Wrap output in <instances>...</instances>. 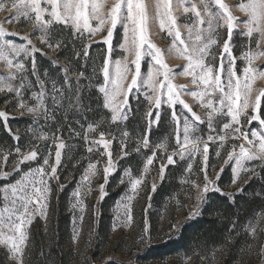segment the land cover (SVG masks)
Instances as JSON below:
<instances>
[{"label": "rangeland", "instance_id": "374dc122", "mask_svg": "<svg viewBox=\"0 0 264 264\" xmlns=\"http://www.w3.org/2000/svg\"><path fill=\"white\" fill-rule=\"evenodd\" d=\"M13 2L15 0H0V28L11 34L5 38L17 46L25 43L20 37L31 34L32 44L42 50V52L35 54L36 63L41 71L47 69L53 77L62 78V69L68 67L70 69L69 75L75 79L77 70H82L86 76H91L93 67L99 69L107 48L103 40L107 36L108 26H105L91 39H88V34L85 33L83 38L76 40L74 50L81 51V59L72 60L69 63L72 57L73 44L69 32L67 30L61 32L57 28L49 41L53 45L56 41L67 43L68 49L49 48L47 44L41 42L37 29L26 18L21 16L17 20H11L17 15V9L11 7ZM103 2L106 15L107 8L114 3V0H103ZM155 2L156 0H146L149 15L152 17L149 25V38L157 47L164 50L165 61L175 74L173 84L178 88L183 86V91L186 92L197 91V86L192 84L191 77L180 74L187 62L168 51L172 37L166 31H161L159 22L155 19ZM239 2L241 0H224L233 15L238 18L237 23L247 19L238 10ZM193 3L200 7V0H185L182 7H178L177 0H173V14L178 18V23L181 25L180 31L184 38L187 37L188 33L182 25L186 22V17L192 15L185 13L184 8H190ZM215 10L217 9L214 8ZM96 24V21H92L93 27ZM219 31L222 42L223 39H227L226 27L220 28ZM246 33L247 29L242 24L233 30L231 43L232 52L236 57L238 75H242L243 68L247 66V61L243 58L244 53L255 55L259 51H264V42H261L259 49L256 48L255 41L258 34L254 33L252 37H248ZM123 34V26L118 24L112 37L113 60L121 59L127 55L120 47L123 43ZM86 44L91 45L88 49L87 62L83 59L82 53V47ZM213 50L219 52V48ZM8 55L10 59H13L14 64L21 61L27 66L28 60L23 53L16 56L15 53L9 52ZM57 58H59V65L54 66L51 61ZM133 59V56H128L130 66ZM151 65V57L144 56L142 76H146ZM225 65L227 66V61H225ZM253 67L257 69V72L264 71V56H258L254 59ZM15 71L14 67L9 69L6 62L0 60V80H5L9 77L10 72ZM131 78L132 75L129 74L125 87L131 82ZM29 80L34 81L35 77L29 76ZM101 81L102 75H99L92 82ZM82 82L88 83L87 80ZM11 83L13 87H17L20 81L12 80ZM251 88V100L254 101L257 96H260L262 118H264V95H261L264 92V78L257 76L255 81H251ZM33 90L38 91L39 89L37 87L25 91V99L29 104L33 103L31 100V91ZM146 94L151 95L149 89L143 84H138L129 97L132 110L127 121L113 124L110 121L111 113L108 110L97 109L92 105L96 111L87 112V119H80L79 123H77L76 116L69 112V120H60V132H57L58 125L55 122H45L41 119L38 124H35L31 115H21L22 109H13L11 103H3L8 94L0 92V111H4L8 115L7 124L12 132L19 136V141L15 140V142L21 150L20 153L15 150L14 152L0 150V174H10L6 179L0 178V185L11 184L21 179L24 173L30 169L34 170L41 166L44 158L49 159L50 165L53 164L56 145L60 141L65 145L60 150L61 164L57 168L59 178L48 181L52 192L48 199L47 216L43 218L38 213L35 214L31 225L27 228L28 240L23 264H264V254L261 253V246H264V231H261L264 228V206H262L264 204L260 205V211L256 207L252 215L255 218L245 227L251 242L244 240L246 237L243 235L242 227L233 228L235 231L233 237L236 239L240 237L243 240L235 253V258H238L233 262L227 263L228 251L226 249L209 251L202 249L201 244L192 246L191 255L178 253L160 260L147 257L152 249L177 241L183 228L199 219L202 213L208 209L215 194L228 196L232 199L234 195H241L243 189L253 183L255 186L251 185V189L255 191V195L263 197L264 161H243L244 168H247L248 171L237 169L235 155L231 161L225 164L227 153L232 150L233 146L236 147V154L239 153V145L241 144L252 151L257 150L242 138L233 139V136H239V134L232 133L231 129L227 130L225 141H220L217 138L215 142H209L207 172L209 179L215 181V185H210V188L218 186L221 191L210 190L206 193L205 200L200 202V214L194 219H188L190 211L197 210V197L200 195L204 184V172L200 171L203 167L202 155L196 154L194 157H186L184 160L174 157L175 165H170L165 169L164 178L161 180L159 168L162 161L166 163L164 156L171 154L175 145L173 130L176 125L171 120L172 110L167 105H163L160 110L159 126L154 123L151 127V135L149 136L151 147L148 149L142 147V137L150 119L146 114L152 107L145 98ZM182 99L205 122L198 124V128L199 134L206 139L209 134L207 127L209 110L201 107L200 102L190 95H183ZM87 102V92H85V103L87 104ZM175 110L177 115L181 117L182 136L183 117L187 115L191 120V115L181 105H176ZM155 111L153 109L151 119H154ZM251 114L252 108L250 107L241 113V124L233 127H241V131L248 134V139L253 140L258 146V141L252 137L251 133L256 132L258 136L264 135V126H261L258 121L249 124L247 117ZM102 117L103 122H100ZM20 120L24 122L21 123ZM224 122H231V118L217 116L214 120V126L220 135H225V132L220 131ZM89 124L94 126V130H88ZM33 128L37 131H29ZM3 131L9 133L3 126L2 118H0V135ZM123 131H127L129 135L124 137ZM101 132L105 133V140L111 141L107 151L112 153L113 161V169L106 183L103 170L108 162L107 152L102 145L93 143L100 139ZM54 134L59 136V140L55 139ZM85 134H87V142L84 138ZM41 135L47 136L48 139H40ZM162 141L168 143L167 153L156 147ZM122 144L124 145L123 148ZM221 144L223 147H220ZM138 145L141 146L139 152L135 150ZM88 147H92L93 151L89 152ZM202 147L203 145H201ZM33 148L38 150L37 159L20 164V171H14L21 153L26 154ZM153 150L157 153L156 158H154L153 164L148 166V171L145 172L146 158L152 155ZM217 152H219V156ZM90 164L95 165V175H92L89 170ZM189 164H191V171L187 170ZM221 169L223 172L220 171ZM48 170L50 171V169ZM237 171H239V177L236 176ZM218 173L219 179H217ZM86 175L87 179H85ZM141 177L143 179L142 184L133 192L130 180ZM234 178L236 182L232 183ZM122 180L123 183H121ZM101 184L104 185L106 193L102 200L100 199ZM153 184L156 186L154 192L151 190ZM77 191L80 192L79 197L75 195ZM128 197H132V199L129 201ZM78 200L79 203H77ZM0 203H2V193H0ZM74 204L77 206L73 207ZM124 205H128V208H125ZM129 209L132 217L130 222L126 218ZM81 217H83L82 220ZM177 224L181 227L173 229L172 226ZM145 227L148 229V235L152 238L149 243L142 244L140 237L144 235ZM252 227L257 229L255 235L251 234ZM109 257H111L110 260ZM0 264H16L14 260L7 258V253L3 247H0Z\"/></svg>", "mask_w": 264, "mask_h": 264}, {"label": "snow or ice", "instance_id": "6c2138e0", "mask_svg": "<svg viewBox=\"0 0 264 264\" xmlns=\"http://www.w3.org/2000/svg\"><path fill=\"white\" fill-rule=\"evenodd\" d=\"M184 2L185 0H177V6L182 7ZM11 7L17 9V15L11 20H17L21 16L26 18L37 29L41 42L47 44L49 48L68 49V44L62 41H56L54 45L49 42L52 39V33L57 31V28L61 32L67 30L73 39L72 57L69 63L72 60L81 59V51L74 50L75 41L83 38L85 33L88 34L87 38L91 39L105 26H108L107 36L104 38L103 43L107 48L99 69L93 67L91 76H86L84 71L77 70L75 79H72L69 75L70 69L64 67L62 78H56L49 73V70L41 71L38 67L35 54L42 52V50L32 44L31 34L20 37L25 43L17 46L5 38L11 34L0 28V60L5 61L9 69L13 67L16 69L15 72H10L9 77L5 80H0V92L8 94L3 103H11L13 109H22L21 115H31L35 124H38L41 119L45 122H55L58 125L57 132H60V120H69V112L76 116L77 123H79L80 119H87V112L96 111L92 107L93 100L96 102L97 109H105L111 113V123L127 121L132 110L129 97L138 84H143L151 93V95L146 94L145 98L152 107L149 108L146 114L150 119L142 137V147L145 149L151 147L149 141L151 127L154 123L159 126L158 122L161 120L160 110L163 105H167L172 110L171 120L176 125L173 130L175 145L171 154L164 156L166 163L162 161L159 168L161 180L164 178L165 169L170 165H175L176 160L174 157L184 160L186 157H194L196 154H200L203 158V167L200 171L204 172V184L200 195L197 197V210L190 211L188 219H194L200 214V202L205 200L206 193L210 190L221 191L218 186L210 188V185H215V181L209 179V173L207 172L209 142H215L217 138L220 141H225L227 130L231 129L232 133L239 134V136H233V139L242 138L257 150L252 151L241 144L239 145V153L236 154V147L233 146L232 150L227 153L225 164L231 161L235 155L237 169L248 171L247 168H244L243 161H264V135L258 136L256 132L251 133L252 137L258 141L257 146L253 140L248 139L247 133L241 131V127H233L241 124V113L250 107L252 108V114L247 117V122L251 124L253 121H258L261 126H264L260 96H257L254 101L251 100V81H255L257 76L264 78V71L257 72V69L253 67V61L258 56H264V51H259L255 55L244 53L243 58L247 61V66L243 68L242 75H238L236 57L232 52L231 43L234 28L242 24L247 29L246 34L248 37H252L254 33L258 34L255 45L257 49L260 48L261 42H264V0H241L237 7L247 19L239 23H237L238 18L233 15L224 0H200V7L193 3L190 8H184L185 13L192 14L186 17V22L182 25L187 29L186 38L182 37L181 25L178 23V18L173 14V0H156L155 19L158 20L161 31H166L172 37V43L168 49L169 53H174L178 58L187 62L180 74L191 77L192 84L196 85L198 89L192 92L183 91V86L178 88L173 84L175 74L165 61L164 50L157 47L149 38V25L152 17L149 15L146 0H114V3L107 8L106 15L103 0H15ZM214 8L217 10L214 11ZM92 21L97 22L95 27L92 26ZM118 24H121L124 29L123 43L120 47L127 55L121 59L113 60L112 37ZM224 27L227 30V39H223L221 42L219 29ZM90 47V44L82 47L85 62L89 57L88 49ZM214 48H219V52L214 51ZM9 52L15 53L16 56L23 53L28 60L27 66L26 63L21 61L14 64L13 59L9 58ZM128 56L134 57L131 66L128 63ZM144 56L151 57L152 61L146 76H142ZM225 61H227V66ZM51 63L58 66L59 58L51 61ZM129 74L132 75L131 82L125 87ZM99 75H102V81L93 83L92 81L97 79ZM29 76L35 77V80H29ZM12 80H19V85L13 87ZM84 80H87L88 83H83ZM37 87L38 91H31L33 103L29 104L25 99V91ZM85 92H87V104L85 103ZM183 95L196 98L201 107L209 110L207 113L209 134L206 139L199 134L198 128V124L205 122L182 99ZM261 95H264V92ZM121 97L122 99H120ZM176 105H181L191 115V120L187 115L183 117L182 136L181 117L176 113ZM153 109L156 111L154 119H151ZM217 116L231 118V122H224L220 129L221 132H225V135L217 133L214 126V120ZM0 118H2L3 126L13 139L19 141V136L13 133L7 124L9 117L6 112L0 111ZM100 122H103V117ZM81 127H83L82 124ZM88 130H94V126L89 124ZM29 131L35 132L37 129L33 128ZM213 133H216V135H213ZM104 135L105 133L101 132L100 139L93 143L102 145L107 152L108 162L103 170L106 183L113 169V161L112 153L107 151L111 141L105 140ZM122 135L127 137L129 133L123 131ZM54 137L59 140L58 135L54 134ZM39 138L48 139L44 135ZM84 138L87 142V134ZM201 145H203L202 148ZM64 147L62 141L56 145L55 162L53 164L50 165L49 159L44 158L41 166L34 170L30 169L27 173H24L21 179L11 184L0 185V193H2V203H0V247L5 249L7 258L14 260L16 264H23L28 240L27 228L31 225L34 215L38 213L43 218L47 216L48 199L52 192L48 181L59 178L57 168L61 164L60 150ZM156 147L164 150L165 153L168 151L167 141L159 142ZM220 147H223V144ZM135 150L137 152L141 151V146L138 145ZM15 151L17 153L21 152L19 147ZM88 151L92 152L93 148L88 147ZM38 154L36 148L26 154L21 153L14 171H20V164L36 160ZM156 155V151L153 150L152 155L146 158L145 172L148 171V166L153 164ZM217 155L219 156V152H217ZM89 170L92 175H95V165L90 164ZM187 170L191 171V164L188 165ZM220 171L223 172V169ZM9 175L3 173L0 174V178L6 179ZM236 176L239 177V171L236 172ZM87 178L86 175L85 179ZM217 179H219V173ZM142 182V177L130 180L131 190L135 192ZM235 182L236 179L234 178L232 183ZM121 183H123V180ZM155 187V184H153L151 189L153 192ZM197 187L199 186L197 185ZM75 195L79 197L80 192L77 191ZM105 195L104 185L101 184L100 199L102 200ZM128 199L130 201L132 197H128ZM77 203H79V200ZM76 206V204L73 205V207ZM124 207L128 208V205H124ZM126 218L128 222L132 219L130 209L129 213H126ZM82 219L83 217H81ZM180 227L179 224L172 226L173 229H179ZM234 227L235 224H233ZM143 231L144 235L140 237V241L142 244H147L152 237L148 235L147 227ZM261 231H264V228ZM256 233L257 229L252 227L251 234L255 235ZM261 253L264 254V246H261ZM108 259L110 260L111 257Z\"/></svg>", "mask_w": 264, "mask_h": 264}, {"label": "trees", "instance_id": "16d2710c", "mask_svg": "<svg viewBox=\"0 0 264 264\" xmlns=\"http://www.w3.org/2000/svg\"><path fill=\"white\" fill-rule=\"evenodd\" d=\"M92 105L96 107L94 100ZM20 122L24 121L20 120ZM16 148L17 143L13 137L3 131L0 135V150L14 152ZM251 185L255 186L251 183L243 189L241 195H234L232 199L228 196L215 194L208 209L202 213L199 219L183 228L177 241L152 249L147 257L160 260L178 253L191 255L192 246L201 244L202 249H208L209 251L226 249L228 251L227 263L235 261L238 258H235L237 247H240L243 240L240 237L238 239L233 237L235 234L233 224H235L234 228L242 227L243 235L246 237L244 240L251 242L245 227L255 218L252 215L256 207L260 211V205L264 204V195H262L263 197L256 196L255 191L251 189Z\"/></svg>", "mask_w": 264, "mask_h": 264}]
</instances>
